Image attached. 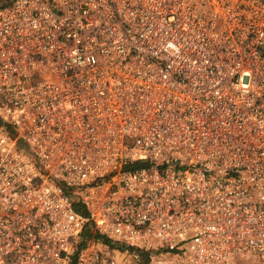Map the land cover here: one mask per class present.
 Masks as SVG:
<instances>
[{
    "label": "built area",
    "instance_id": "built-area-1",
    "mask_svg": "<svg viewBox=\"0 0 264 264\" xmlns=\"http://www.w3.org/2000/svg\"><path fill=\"white\" fill-rule=\"evenodd\" d=\"M76 252L264 264V0H0V264Z\"/></svg>",
    "mask_w": 264,
    "mask_h": 264
},
{
    "label": "trees",
    "instance_id": "trees-1",
    "mask_svg": "<svg viewBox=\"0 0 264 264\" xmlns=\"http://www.w3.org/2000/svg\"><path fill=\"white\" fill-rule=\"evenodd\" d=\"M75 209L77 212H79L80 214H82L83 216L85 217H88V211L87 209L82 206L80 203H77L75 204ZM82 235L84 237V239H88V238H98V239H104L105 241L108 242V238L100 235L97 231H95L93 228H92V225L90 222H87L86 225H85V228L82 232ZM85 240L82 242V246L85 245ZM69 264H77V252L72 256V259L70 261Z\"/></svg>",
    "mask_w": 264,
    "mask_h": 264
},
{
    "label": "rangeland",
    "instance_id": "rangeland-1",
    "mask_svg": "<svg viewBox=\"0 0 264 264\" xmlns=\"http://www.w3.org/2000/svg\"><path fill=\"white\" fill-rule=\"evenodd\" d=\"M242 257H245V256H242ZM243 259V258H242ZM244 259H247V257H245Z\"/></svg>",
    "mask_w": 264,
    "mask_h": 264
}]
</instances>
